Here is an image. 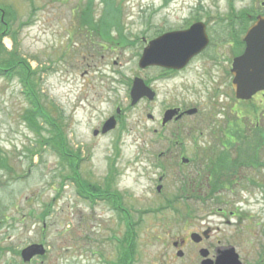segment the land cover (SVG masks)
Here are the masks:
<instances>
[{
  "label": "rangeland",
  "instance_id": "1",
  "mask_svg": "<svg viewBox=\"0 0 264 264\" xmlns=\"http://www.w3.org/2000/svg\"><path fill=\"white\" fill-rule=\"evenodd\" d=\"M262 2L116 0L121 10L109 13L110 17L104 0H0L11 23L10 32L2 33L5 49L0 57L9 58L14 51L21 62L0 72V148L14 169L0 166V264H117L118 239L127 230V213L123 215L106 198L96 195L91 200L73 175L70 178V162L48 142L52 134L46 122L41 120L42 128L36 130L24 119L30 107L25 85L18 74H6L16 67L30 68L28 74L43 104L57 107L53 114L62 119L79 175L119 191L121 204L135 224L133 264H201L195 248L179 258L173 247L190 230H211L207 244L218 250L219 261L225 264L233 262V249L243 264H264V136L254 142L259 162L244 168L247 174L234 177L242 184L235 183L233 191L223 189L217 200L198 198L191 195L193 186L184 185L181 173H193L192 166L201 165L202 160L198 165L191 160L202 158L204 149L220 150V139L208 127L204 135L179 140L173 136L174 123L162 136L155 133L161 128L163 99L170 96L175 81L160 82L155 103L142 99L131 105L130 97L134 77L146 79L158 73L138 65L146 41L197 19L210 22L223 34L228 26L242 36L247 14L263 12ZM111 36L115 45L104 39ZM117 40L124 44L117 45ZM193 79L198 89L184 95L202 99L205 86L198 76ZM228 98L226 113L232 127L243 121L252 139L255 130L264 129L263 93L240 101L232 91ZM224 99L220 96L221 104ZM117 107L122 108L118 127L94 135L116 115ZM149 112L157 121L148 118ZM224 115L218 118L224 120ZM208 188L196 194L204 197ZM43 242L48 246L44 262L24 263L21 250Z\"/></svg>",
  "mask_w": 264,
  "mask_h": 264
},
{
  "label": "flooded vegetation",
  "instance_id": "2",
  "mask_svg": "<svg viewBox=\"0 0 264 264\" xmlns=\"http://www.w3.org/2000/svg\"><path fill=\"white\" fill-rule=\"evenodd\" d=\"M259 14L264 15V11L257 13L255 16ZM248 16L250 22L244 31H247L251 24L255 21L252 15L249 14ZM251 20H253V22ZM204 21L210 38L208 45L205 49H203V51L189 59V61H187V63L181 68L149 66V69L156 70L158 73L155 75H148L145 79L147 85L151 88L152 96V98L147 97L146 99H148L150 103H155L160 97V82L166 83L169 81H175L170 89V96L166 95L163 99V116L161 120L158 119V126L160 125L161 128L159 130L154 129L155 133L162 136L166 131L165 129L174 123L176 130L173 136L181 140L185 136L196 138L198 135H204L206 129L210 127L214 137L220 139L219 142L221 146H226L229 143L228 139L233 136L232 119H230L226 113L229 94H231L232 91L234 92L233 64L235 58L244 53L247 44L244 40L245 34L242 36L234 35L232 28L228 26L225 27L226 31L224 30L226 34H223V31L221 32L214 28L210 22H207L206 20ZM191 25L192 23L178 29H186ZM193 76H198L200 85L205 86V93L203 94H206V96L202 99H196L193 96L189 97L184 95L186 91H192L195 93V90L198 89L197 83H195L196 80L193 79ZM178 90H182V92L178 93ZM198 92L200 95H203L201 90ZM262 93L264 95V91H262ZM220 96L225 97L222 104L220 103ZM191 109H194V112L190 113L189 110ZM171 111L175 112L172 115L173 118L167 123H163L165 114ZM220 114H225L224 120L218 118V115ZM120 117H122V113L119 118ZM148 118L151 119L152 122L157 121L153 112L148 113ZM102 127L103 124L101 128ZM246 133L248 134V132ZM180 143V141H177V144ZM232 147L233 146H231V148ZM214 148L216 149L217 147L213 146L212 149ZM167 151L171 152V149H168ZM167 151L166 153H168ZM187 163L188 162H184V164ZM207 167L208 166H192L191 170H195L193 173L184 171L181 173V176H184L190 181H192V177L199 178L201 176V179L207 178L212 175L211 172L203 170ZM242 168L248 169L250 166L246 164L242 166ZM242 173L247 174L246 171ZM230 174L234 176L236 175L233 174V172ZM160 179H162V177H160ZM235 183H240V180L235 181ZM231 190L233 191V189ZM210 192V190L206 192V199H210ZM122 209L130 216L129 212L126 211L123 206ZM219 211L221 212L224 210L220 207ZM194 232L199 233V241H194L192 239V234ZM210 236L211 230H204L202 232L192 230L188 231L186 234L182 235V237H179V239L173 242L176 256L179 258H185L190 253V251L187 253L188 248H195V250L199 251L200 254L202 253L201 250H205L207 252L205 258L201 257V259H199L201 264H217L220 254L217 249L209 247L207 244ZM43 244L45 245L44 242ZM45 247L47 248L45 255H38L33 261L40 259L41 262H44L43 258H46L48 255V246L45 245Z\"/></svg>",
  "mask_w": 264,
  "mask_h": 264
},
{
  "label": "trees",
  "instance_id": "3",
  "mask_svg": "<svg viewBox=\"0 0 264 264\" xmlns=\"http://www.w3.org/2000/svg\"><path fill=\"white\" fill-rule=\"evenodd\" d=\"M107 4L106 8V16H110V14L117 12V8L121 10V5L116 6V0H104ZM110 10H113L109 12ZM4 11L6 12L5 8L0 7V56L4 52L5 46L2 42V33H9L11 23L10 21H7L5 19V15L8 13V11L4 15ZM247 14L246 23L242 25V30L244 31L248 25L249 21V15ZM4 15V16H3ZM254 17L255 15L252 14ZM90 28H94V25H90ZM110 36V35H109ZM114 37L104 38L105 41L111 45H115V42L113 40ZM121 40H117V45L121 46ZM9 58H6L3 56V58L0 59V72L5 73L6 70L13 69L16 65L21 64L19 62V58L16 56V52H10ZM13 58H16L13 60ZM19 68V69H17ZM28 70H25L24 67H16L12 72H7V75H14L15 73L18 74V76L23 81L25 88H24V94L27 96L28 100L30 101V107L26 109L25 113L23 114L24 119L30 123V125L33 128H36V130H40L42 128V125L40 121L46 122V125L48 129L51 131V137L48 138V142L52 143V147L56 149L57 151H60L62 156L65 158L66 162H70L71 175H73V179L76 182L77 186L81 191H83L84 195H87L88 198L91 200L96 199V195L100 198H106L109 202H112L115 204V208L122 211V204H121V198L120 194L117 190H114V192L111 191L110 184L107 183L105 188H102V186H99L98 184H93L89 180L83 179L79 173H78V161L74 158H71V156L75 153L69 151L70 149L67 147V135L65 134L66 131L62 124V119L55 116L53 112H57V107L55 105H52L51 108L44 105L42 102V94L38 93L37 84L30 79V76L28 74ZM41 90V89H40ZM41 94V95H40ZM58 116L61 117L60 113H58ZM242 123V124H241ZM238 124L237 127L233 128V136L228 139V144L225 146H222V149L219 151L211 150V149H204V153L202 155V158L200 156H196L192 162L194 164L198 165V161L202 160V163L200 166H208L207 168H204L203 170H207V172H211L212 175L207 177V180L205 181V178L202 182H199V179H194V189L196 190L197 187H202V189H205L209 185V189H212L213 191L227 188L232 185L233 178L232 175L230 176L231 172H235L239 166H244L246 164L250 163H258L259 155L255 146L256 139L263 138L264 136V129L261 128L260 130H255V134L252 139H249V135L246 133L248 130L244 126V123L241 122ZM254 128H257L255 126ZM249 133V132H248ZM258 137V138H257ZM254 139V140H253ZM252 140V141H249ZM263 145V142L260 143ZM232 148L235 149V154L232 152ZM259 146V148H260ZM68 148V149H67ZM64 152V153H63ZM215 152H218L215 154ZM58 153V152H57ZM260 154V153H259ZM67 155V156H65ZM71 155V156H70ZM8 161V156L3 153V150L0 148V166L5 167L8 171L11 172L14 171V169L10 166ZM6 163V165H5ZM251 165V164H250ZM212 166V167H209ZM116 173V169H115ZM212 191V192H213ZM95 192L97 194H95ZM219 199V198H218ZM170 205L173 204V200H169L168 202ZM178 210V209H176ZM179 212V211H177ZM124 215V213H123ZM124 219L127 230L125 232V235L122 239H118V262L117 264H133L135 261V254H136V232H135V224L131 218V216L125 217ZM1 249V248H0ZM2 250V249H1ZM4 250V249H3ZM18 253V252H17Z\"/></svg>",
  "mask_w": 264,
  "mask_h": 264
},
{
  "label": "water",
  "instance_id": "4",
  "mask_svg": "<svg viewBox=\"0 0 264 264\" xmlns=\"http://www.w3.org/2000/svg\"><path fill=\"white\" fill-rule=\"evenodd\" d=\"M244 40L247 44L243 54L236 57L233 64V88L238 99H251L259 91H264V15H258L255 23L248 29ZM209 43L206 25L199 21L186 30L166 32L152 39L144 48L139 60V66L183 67L190 58L200 53ZM151 97V89L141 77H135L131 89L132 104L141 98ZM118 113L121 111L117 109ZM174 111L167 113L164 123L167 122ZM116 118L112 116L104 125L103 132L114 129ZM95 133H98L97 131ZM198 236V237H197ZM199 234L192 235L193 240L199 241ZM46 249L42 244H31L21 251L25 262L31 261L37 255H44ZM203 255H207L202 250ZM232 260L227 264H242L235 249L230 253ZM222 258V257H221ZM217 264H225V260H218Z\"/></svg>",
  "mask_w": 264,
  "mask_h": 264
}]
</instances>
